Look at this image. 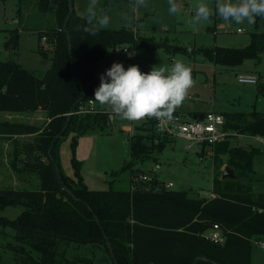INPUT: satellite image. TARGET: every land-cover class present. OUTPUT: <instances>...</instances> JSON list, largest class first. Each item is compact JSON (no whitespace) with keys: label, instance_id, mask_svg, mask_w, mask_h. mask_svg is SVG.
Instances as JSON below:
<instances>
[{"label":"trees","instance_id":"16d2710c","mask_svg":"<svg viewBox=\"0 0 264 264\" xmlns=\"http://www.w3.org/2000/svg\"><path fill=\"white\" fill-rule=\"evenodd\" d=\"M27 1L36 3L44 15L54 14L55 25L39 31V37L47 36L55 47L52 65L44 77L15 60L0 61V111L44 109L48 114L43 129L25 122L0 120V134L33 137L16 139L14 156L22 169L41 177L39 190H0V210L18 203L27 207L16 219L0 214V226L17 231L19 244L14 250L25 256L21 257V264L75 263V258L67 256L72 242L101 243L115 264L106 241L110 242L118 264H252L253 240L264 237V192L254 197L229 183H254V158L260 150L253 145L230 148L231 139L215 145V152L229 153L228 163L235 176L217 177L212 197H191L186 191L156 188V177L141 187L139 183L144 180L136 179L144 173L133 166L173 142L156 133V121L150 118L145 123L153 134L136 132L130 137L132 160L123 167L131 169V185L136 187L90 189L76 158L79 138L89 132H109L112 126V112L107 109L95 107L79 112L82 104L95 100L99 60L123 42L146 47L162 44L148 38L138 42L133 30L126 26L101 28L90 34L85 29L95 24L90 25L87 17L79 15L75 8L70 11L69 0ZM18 20L22 26L24 22L20 17ZM18 32L19 29L15 30L17 40ZM15 41L12 38L7 47ZM202 52L215 64L236 67L264 53V32L252 33L251 42L245 47L216 46ZM40 53L47 54L43 50ZM258 87L264 95L263 78ZM221 113L226 129L264 136L263 112L254 109ZM68 135L73 136L74 177L66 175L61 167L60 147ZM217 182L226 184V189L216 188ZM214 224L224 231V243L207 237L206 232Z\"/></svg>","mask_w":264,"mask_h":264},{"label":"rangeland","instance_id":"374dc122","mask_svg":"<svg viewBox=\"0 0 264 264\" xmlns=\"http://www.w3.org/2000/svg\"><path fill=\"white\" fill-rule=\"evenodd\" d=\"M74 2L81 5V11L85 14L81 16L87 17L90 0H74ZM175 2L180 9L177 14L169 13L168 0H146V5H136V0H97V16L106 14L110 17V22L105 28L119 29L126 26L133 30L138 42L141 38H148L162 44L158 47H146L123 42L109 49L100 58V71L106 73L115 62L122 63L125 69L137 65L141 71H151L155 66L170 68L174 61L179 60L191 67L194 84L177 111L188 113L192 109L200 111L215 109L219 112L256 109L264 112V95L257 92V86L244 84L238 80V75L241 73L253 72L260 75V80L261 78L264 80V53L258 59H247L239 66L230 67L215 64L202 52L204 48L216 46H247L251 42L252 33L264 32V17H257L252 26L246 23L237 25L215 15V0H203L213 9V15L207 21L194 24L192 22L195 15L194 8L201 0H175ZM19 17L24 22L22 26ZM14 19L18 21L14 22ZM93 23L95 24V21ZM228 23L230 29H225L222 25ZM24 24H27V27ZM54 25V14L44 15L39 11L36 3L29 4L27 0H0V61L15 60L37 76L44 77L52 65L54 47L51 40L50 44H43L39 31ZM238 28L245 30L238 32ZM17 29H19L18 40L15 35ZM12 38L16 41L7 47L6 43ZM15 43L17 47L14 48ZM177 46L187 49L176 50ZM116 47H126L129 53L117 52L114 50ZM40 50L47 54H41ZM199 74L201 78L198 77ZM100 77H98L99 86ZM95 107L112 112L108 106H101L97 101ZM112 115L116 120L113 122L112 119L109 132H89L79 138L76 158L81 162V174L85 183L93 190L136 187L131 185V169L123 168L126 162L132 160L130 137L136 132L153 134V129L149 128L144 119L130 121L113 112ZM0 120L25 122L43 129L48 121V114L44 109L29 112L0 111ZM124 126L133 128L125 132ZM72 138V135H68L61 144L60 159L63 172L74 177ZM16 139H33V137L0 134V190H39L40 175L22 169L20 162L15 161ZM240 139V144L239 140L238 144L232 141L229 147L237 145L245 147L246 142L250 141L260 150L254 158L255 181L251 186L248 183L239 185L234 182H230L229 185L234 184L235 189L239 187L238 191L258 197L264 192V146L254 138ZM186 145V140L177 138L168 143L162 151L151 152L150 156L137 162L133 168L154 175L158 179L156 188L186 191L191 197H212L214 181L217 177L223 179L222 174L227 167L235 176L234 170L228 163L229 153L219 154L214 148H206L203 153H199L194 148L185 149ZM138 178L136 180L140 182L141 175ZM144 182L139 183L141 187H144ZM170 182L173 183L172 187H166ZM225 185L217 182L216 188L226 189ZM26 208L22 203L7 205L0 210V214L9 219H16ZM16 234L15 229L0 226V264H21V257H25L14 250L19 244ZM252 255H254L252 264H264L262 247L254 243ZM67 256L76 259L72 264H112L103 245L96 242H72Z\"/></svg>","mask_w":264,"mask_h":264},{"label":"clouds","instance_id":"9594fccd","mask_svg":"<svg viewBox=\"0 0 264 264\" xmlns=\"http://www.w3.org/2000/svg\"><path fill=\"white\" fill-rule=\"evenodd\" d=\"M168 3L169 13L177 14L180 9L175 0H168ZM136 5H146V0H136ZM96 6L97 0H90L87 7L89 24L95 21L93 27L85 29L90 34L107 27L110 22L106 14L97 16ZM194 12V24L207 21L213 15V9L203 0L195 5ZM215 15L237 25L252 26L257 17H264V0H215ZM100 79L95 101L130 121L171 119L194 84L191 67L179 60L170 68L155 66L147 73L137 65L125 69L122 63L115 62Z\"/></svg>","mask_w":264,"mask_h":264},{"label":"built area","instance_id":"2783aa9c","mask_svg":"<svg viewBox=\"0 0 264 264\" xmlns=\"http://www.w3.org/2000/svg\"><path fill=\"white\" fill-rule=\"evenodd\" d=\"M18 20H14L17 22ZM225 29H230V24L222 25ZM245 29L238 28V32H243ZM43 44H50V40L47 36L41 38ZM55 47L54 42H51ZM117 52L124 54L129 53V49L126 47H116L114 49ZM104 72H99V76ZM238 80L244 84L258 85L259 77L253 74H240ZM95 108V100L91 99L87 103L80 106L79 112L92 111ZM74 112H70L73 114ZM150 118H145L148 120ZM155 119V118H154ZM155 131L161 137H170L173 141L177 138H182L187 141L185 149L189 150L194 148L196 152L203 153L206 148H213L218 143H222L226 140H240L242 137H250L258 140L262 146H264V136H252L249 134L241 133L237 130H231L225 128V117L222 113L210 111L200 117H193L188 114L177 113L172 116L171 119L157 120L155 119ZM238 144V143H237ZM141 179L144 181H152L155 179L154 175L150 173H144L141 175ZM173 183H168L166 187H172ZM207 237L216 243H224L226 235L221 226L214 224V226L206 232ZM253 242L264 250V237L256 238Z\"/></svg>","mask_w":264,"mask_h":264},{"label":"crops","instance_id":"0c3cea01","mask_svg":"<svg viewBox=\"0 0 264 264\" xmlns=\"http://www.w3.org/2000/svg\"><path fill=\"white\" fill-rule=\"evenodd\" d=\"M74 8L76 9V11H77V13L79 14V15H85L82 11H81V5L78 3V2H74ZM15 20V19H14ZM13 20V21H14ZM218 22H220L219 20H217ZM217 22V23H218ZM218 27L220 28V25H218ZM215 29H217V27H215ZM215 29H214V32H215ZM120 63V62H119ZM100 72H103V71H100ZM241 74H243V73H241ZM247 74H253V75H257L258 77H259V79H260V75L258 74V73H247ZM257 86V92L259 91V87H258V85H256ZM210 111H215V112H219V111H217V110H215V109H211V110H207V111H200V110H194V109H192V110H190L188 113H181L180 111H177V110H175V112H177V113H181V114H188V115H190V116H193V117H200V116H203L204 114H206L207 112H210ZM236 111H238V110H236ZM219 113H221V112H219ZM264 113V112H263ZM112 119H113V122H115V116H113L112 115ZM132 126H124L123 127V130L125 131V132H127L126 130H128L129 128H131ZM133 128V127H132ZM241 140V139H240ZM240 140H239V144H240ZM233 142H237L236 140H232ZM238 143V142H237ZM236 143V144H237ZM250 145H253V143H251L250 141H247L246 142V146H250ZM259 238H262V237H259ZM256 239V238H255ZM254 243V242H253ZM259 246V245H258ZM253 257V260H254V255H252Z\"/></svg>","mask_w":264,"mask_h":264},{"label":"water","instance_id":"95a60500","mask_svg":"<svg viewBox=\"0 0 264 264\" xmlns=\"http://www.w3.org/2000/svg\"><path fill=\"white\" fill-rule=\"evenodd\" d=\"M69 7H70V11H73L74 10V1L73 0H69ZM198 77L201 78V74H199ZM58 170H59V168H58ZM226 177H234L232 171L228 167L225 169L222 178H226ZM105 244L110 249V254H111V257H112L114 263L115 264H118V261L116 259V256H115V254H114V252H113V250L111 248L110 242L109 241H106Z\"/></svg>","mask_w":264,"mask_h":264}]
</instances>
